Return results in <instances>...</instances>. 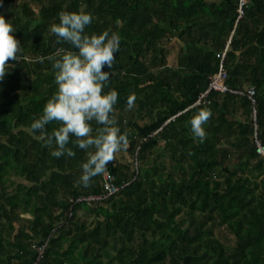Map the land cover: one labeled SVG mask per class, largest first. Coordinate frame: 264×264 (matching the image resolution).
<instances>
[{
    "label": "trees",
    "instance_id": "1",
    "mask_svg": "<svg viewBox=\"0 0 264 264\" xmlns=\"http://www.w3.org/2000/svg\"><path fill=\"white\" fill-rule=\"evenodd\" d=\"M62 11L121 37L106 90L131 158L107 165L122 187L101 201H75L103 192V174L77 183L86 153L57 159L30 129L56 90L47 57L75 51L49 31ZM0 15L22 48L0 80V264H264V0H0ZM222 52L226 85L254 102L209 90L195 104ZM202 109L203 142L189 123Z\"/></svg>",
    "mask_w": 264,
    "mask_h": 264
},
{
    "label": "clouds",
    "instance_id": "2",
    "mask_svg": "<svg viewBox=\"0 0 264 264\" xmlns=\"http://www.w3.org/2000/svg\"><path fill=\"white\" fill-rule=\"evenodd\" d=\"M93 17L84 11H62L59 23L50 26L57 43H67L75 51L60 48L56 54L47 57L55 70L56 90L46 101L42 113L33 119L30 129L39 133L45 147L52 149L51 156L74 157L76 152L71 143L86 153V160L80 165L78 185L87 188L96 176L102 175L116 154L129 144L127 132L122 133L115 115L114 106L119 94L106 86L112 73L115 54L119 51L121 37L111 28L99 34L85 32ZM13 24L0 15V80L14 65L9 61H19L21 43L12 34ZM136 96L130 93L126 99V110L135 107ZM208 109L199 110L190 118V128L194 138L201 142L206 138L203 127L210 119ZM96 127L93 129L92 123ZM55 123L51 132L47 125ZM54 146V147H53Z\"/></svg>",
    "mask_w": 264,
    "mask_h": 264
},
{
    "label": "built area",
    "instance_id": "3",
    "mask_svg": "<svg viewBox=\"0 0 264 264\" xmlns=\"http://www.w3.org/2000/svg\"><path fill=\"white\" fill-rule=\"evenodd\" d=\"M224 57V52H222V54L220 55V64L218 66V69L213 72L210 76V80L208 83V87L206 88V90L204 92H202L199 97L197 98L195 104L200 103L202 99H204L206 93L209 90H216V91H232V92H237V93H244L247 95V97L251 100V102H254V93L255 90L252 86H248L247 88L243 89V90H232L230 89L226 83V77H227V72L226 69L224 68L223 64H222V60ZM256 143V152L258 154L264 155V145H262L258 140L255 141ZM114 175L112 173H110L109 171H105L103 173V180H102V188H103V192L100 194H94V195H87V196H78L75 198V201H92V200H103L106 197H108L109 195L116 193L117 191H119V189L122 187V185H116L114 183ZM38 253L39 255L42 253V247H37ZM33 264H37L36 262H34Z\"/></svg>",
    "mask_w": 264,
    "mask_h": 264
},
{
    "label": "rangeland",
    "instance_id": "4",
    "mask_svg": "<svg viewBox=\"0 0 264 264\" xmlns=\"http://www.w3.org/2000/svg\"><path fill=\"white\" fill-rule=\"evenodd\" d=\"M182 44L183 43L176 38L175 34L169 40V42L166 44V47L168 48L169 53H170L168 55V59H167V62L169 64H173L175 62V57H176L177 51L179 49V46L182 45ZM245 88H247V87H243V88H240V89L243 90ZM28 89L30 90V87ZM116 158H118L119 160L128 161V160H130L131 157H129L127 154H125V152L121 151V152L116 154Z\"/></svg>",
    "mask_w": 264,
    "mask_h": 264
}]
</instances>
